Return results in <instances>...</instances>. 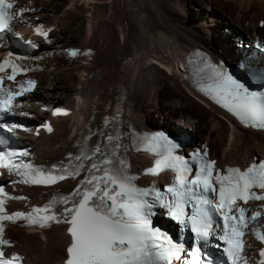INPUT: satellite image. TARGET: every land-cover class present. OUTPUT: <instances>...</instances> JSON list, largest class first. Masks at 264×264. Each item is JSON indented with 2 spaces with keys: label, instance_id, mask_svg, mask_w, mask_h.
Wrapping results in <instances>:
<instances>
[{
  "label": "snow or ice",
  "instance_id": "1",
  "mask_svg": "<svg viewBox=\"0 0 264 264\" xmlns=\"http://www.w3.org/2000/svg\"><path fill=\"white\" fill-rule=\"evenodd\" d=\"M13 8L11 0H0V38L12 32L14 18L31 11L18 7L13 12ZM36 31L47 37L42 28L38 27ZM23 43L33 49L37 47L31 41ZM77 54L68 52L69 56ZM33 58L39 59L17 55L15 61ZM201 64L196 70L198 90L242 125L264 128V85L259 90H250L242 79L247 74V67L237 76L206 57L202 58ZM5 68L11 70L6 77L8 81H13L19 72L31 70L28 65L14 62L11 51L0 61V72ZM34 86V80L25 79L16 84L15 91L0 87V130L14 136V129L22 127L16 122H6L5 118L18 107L14 104L16 98L31 92ZM57 114L66 113L57 107L52 115ZM107 122L108 118H105V125ZM42 127L52 131L46 122ZM91 135L95 134L89 130L77 153L68 154L67 164H54L48 168L25 162L23 158L29 156L28 151L17 150L6 136H0V146H4L0 147V168L19 177L13 183L47 186L69 177L76 179L83 173L71 192L53 196L29 213H6L4 204L10 197L0 187V197H3L0 199V245L10 243L3 238V222L15 223L21 219L40 227L52 221L67 225L70 240L63 264H225L220 257L214 258L209 248L220 250L221 257L227 258V264H243L242 237L249 225L252 235L264 245V234L257 230L255 223L264 217V212L253 210L246 215L249 209L237 204L238 201H260L259 207L264 208V159L243 170L226 167L222 172L214 167L215 161L207 158L206 149L190 152L186 159L183 143L163 132L152 133L140 138L141 143H147V150L157 157L146 173L156 174L167 169L174 174L172 183L160 191L154 185H136L137 177L129 173L128 162L121 155L127 148L118 135L100 131V139L90 147ZM14 198L24 199L22 196ZM158 210L176 222L181 234L190 229L193 237L190 248L185 246L182 236L174 240L153 225ZM211 237L220 243H214ZM258 251V264H264V247ZM0 264H22V257L16 253L6 256L0 249Z\"/></svg>",
  "mask_w": 264,
  "mask_h": 264
},
{
  "label": "bare ground",
  "instance_id": "2",
  "mask_svg": "<svg viewBox=\"0 0 264 264\" xmlns=\"http://www.w3.org/2000/svg\"><path fill=\"white\" fill-rule=\"evenodd\" d=\"M224 1L20 0L22 7L35 9L31 15L35 30L42 28L62 46L92 50V57L84 62L49 56L44 69L36 74L37 94L48 109L41 111L34 102L26 109L31 111L32 123L48 121L52 125L50 134L26 137L25 143L32 145L36 158L52 162L66 152L82 121L96 106L102 108V103L110 101L114 90L108 87L114 82L113 74L126 63L128 82L118 76L116 84L120 82L124 90V110L128 109L129 118L139 126L155 129L167 120L181 122L206 142L218 165L245 163L262 155L264 132L240 127L229 115L196 96L178 65V59L195 47L189 40L202 44L215 59L222 58L220 50L227 45V55L234 58L237 42L232 48L229 41L238 32L232 27L235 34L229 39L224 33L227 13L232 9L229 2L237 5V11L252 7L264 14V0ZM158 30L165 37L163 45L156 40ZM185 103L188 105L182 108ZM57 107L66 114L53 116ZM68 183L60 182L57 187ZM29 189L33 194L39 191ZM64 231L62 224L44 230L12 227L7 235L14 240L11 250L24 254L31 264H59L68 244Z\"/></svg>",
  "mask_w": 264,
  "mask_h": 264
},
{
  "label": "rangeland",
  "instance_id": "3",
  "mask_svg": "<svg viewBox=\"0 0 264 264\" xmlns=\"http://www.w3.org/2000/svg\"><path fill=\"white\" fill-rule=\"evenodd\" d=\"M216 1L217 2L220 1V3L222 1V2L225 3L224 0H216ZM217 2H212V4H216V5L219 4ZM229 4L231 5L230 8H232V9H230L228 11L229 13H227L228 14V16H227L228 19L225 20V21H227V23H226V26L224 27V29L225 28H232V27H234L236 29V32L235 33L238 32L237 35L242 34V36H245L246 38H248L250 40H253V39L258 38L259 40L264 41V14L263 13H260L259 12L260 10L258 8H252V7H249V9H240V11H237L239 9L237 7V5L234 6L235 4L232 5V3H230V2H229ZM263 9H264V6H263ZM70 18H71V16H70ZM67 20L69 21V18ZM237 20L240 22L239 25H236L235 24L237 22ZM234 28H232V29H234ZM235 33L227 34L228 35V39L231 38L232 35L235 34ZM216 41L218 43L219 42V39H216ZM229 42H231V44H232L231 47L232 48L235 47L234 46V43H235L234 40H231L230 39ZM190 44H193L192 46H199V47H202V48H204V49L207 50V48H205L202 44H200V43H198L196 41L189 40V45ZM222 48H224V51H223V49L220 50L221 53L222 52H225V54L227 55V53H226L227 52V50H226L227 49V45L226 46L222 45ZM227 56H229V55H227ZM128 74H129V68H128V65L126 63V64H123V66L118 69V72L115 71V73L113 74V76H114V79H113L114 82L112 83V85L109 86L110 88L108 87V89H111L113 91L116 88V86L118 84H120V82L116 84V77H118V76L121 77L120 80L125 81V82L126 81L128 82V78H127L128 77ZM106 87L103 90H106ZM111 94L113 95L114 92L111 93ZM104 103H102V104L104 105ZM181 105L182 104H180L179 107ZM187 105L188 104H186V103L183 104L182 108H184ZM195 116L196 117H199L198 114H195Z\"/></svg>",
  "mask_w": 264,
  "mask_h": 264
},
{
  "label": "water",
  "instance_id": "4",
  "mask_svg": "<svg viewBox=\"0 0 264 264\" xmlns=\"http://www.w3.org/2000/svg\"><path fill=\"white\" fill-rule=\"evenodd\" d=\"M140 18H143V14H140ZM160 34H161V31L160 30L156 31V40H157V42L159 44H162L163 45V44H165V37L160 36ZM225 62L227 64H230L226 59H225Z\"/></svg>",
  "mask_w": 264,
  "mask_h": 264
}]
</instances>
